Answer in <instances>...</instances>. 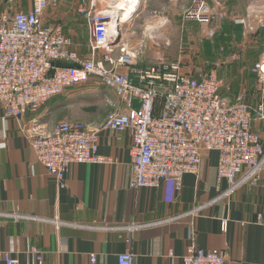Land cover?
Masks as SVG:
<instances>
[{"label":"crops","instance_id":"obj_1","mask_svg":"<svg viewBox=\"0 0 264 264\" xmlns=\"http://www.w3.org/2000/svg\"><path fill=\"white\" fill-rule=\"evenodd\" d=\"M31 2L0 0V15L26 12ZM112 2L49 0L42 28L60 27L72 42L69 50L106 69L112 65L108 59L130 49L150 61L141 57L136 66L156 64L152 55L158 51L166 55L168 50L143 49L140 44L146 33L151 37L152 28L157 33L163 29L149 24L151 18L158 20L149 10L156 0H139L130 13H121L115 19L118 40L110 43L104 39L105 28L98 30L97 14L111 8ZM223 7L215 22L229 33L225 46L216 50L215 32L182 20L178 51L171 59L183 73L215 69L224 81L220 90L224 100L247 105L264 142V84L257 82L264 56V0H228ZM233 7L243 8L242 13ZM237 18L253 24L242 28V35L232 27L238 26ZM198 27L205 29L203 33ZM99 48L104 65L97 61ZM118 71L130 73L131 66H119ZM102 94L109 109L111 102L123 116L137 114L136 98H120L116 89L93 76L20 117L7 116L0 103V264H7L8 258H17L18 264H118L117 256L124 251L133 254V264H182L190 246L215 251L229 264H264V156L253 167H241L231 187L228 180L216 177V152L204 150L199 173L183 175L180 186L163 181L154 188H133L128 162L133 132L101 129L107 116L97 113L95 101ZM66 120L99 128L100 161L73 163L58 179L37 162L31 139Z\"/></svg>","mask_w":264,"mask_h":264},{"label":"built area","instance_id":"obj_2","mask_svg":"<svg viewBox=\"0 0 264 264\" xmlns=\"http://www.w3.org/2000/svg\"><path fill=\"white\" fill-rule=\"evenodd\" d=\"M48 4L49 0H32L26 12L0 15V103L7 116L20 117L64 88L93 76L116 89L120 98L138 100V112L131 117L112 104L101 127L132 129L128 162L133 188H154L163 181L180 186L183 175L199 173L204 150L216 152V177L228 180L229 187L241 167H253L263 158L264 142L253 127L252 113L244 103L224 100L220 92L224 81L215 69L183 73L174 61L136 66L134 49L122 51L116 60L108 59L111 68H103L69 50L72 42L60 27L42 28ZM212 4L191 0L182 20L208 24L216 16ZM54 62L72 65L55 66ZM123 65L131 66V72L118 74ZM257 82L264 84V56ZM98 130L61 121L52 131L33 136L31 147L45 171L63 179L73 163L100 161ZM117 261L133 264V254L124 251ZM7 264H18V260L8 258ZM182 264L229 263L215 251L190 246Z\"/></svg>","mask_w":264,"mask_h":264},{"label":"rangeland","instance_id":"obj_3","mask_svg":"<svg viewBox=\"0 0 264 264\" xmlns=\"http://www.w3.org/2000/svg\"><path fill=\"white\" fill-rule=\"evenodd\" d=\"M17 1L19 3H23V2H25L27 0H17ZM110 1L112 2L114 0H110ZM190 1L191 0H177V2L180 3V5H182V6H180L179 4H177V2L169 4L167 0H156L155 4H152L151 6H149V10L150 11L152 10L150 13H151V15H153V17H156L158 19L157 22L160 23V22L165 21L166 23H169V29H168V32L166 34V39L165 40L151 38L150 34L148 35L147 33H146L144 38L140 39V44H141V47L143 49H146L148 46H156V47H160L162 49L168 50L167 51V53H169L168 55H167V53L165 55V51H158L155 54H153L152 56L156 57V59H157V61H153V62H157L158 63L159 60L163 61V62L175 61V60H173L171 58L174 57V55H176V53L178 51V44H179V41H180L181 28H182V12H183L182 9L184 10V8L186 6L188 7V5L190 4ZM206 1L210 2L211 4L213 3L212 0H206ZM227 1L228 0H215L214 1L213 4L215 5L214 6L215 7L214 8L215 9V14H216L215 17H217V16L221 17V15H223L222 10L225 9V7H223V6H227ZM234 1H236V0H234ZM219 3H220V5H219ZM232 9H233V11L236 9V13L237 14L239 12L241 14L242 10H243V8H234V7ZM258 10H259V8H258ZM263 11H264V9H263ZM156 14H160L161 16L160 15L156 16ZM230 14H234V12L233 13L230 12ZM243 16H244V14H243ZM237 19H242L243 23L236 22V23H238L237 27H236V25H232L233 29H235V31H236V35H238V32H240V35H242V31H243L242 28H244V27L249 28V27H251L253 25L252 22H250L248 20H246V22H245V20L243 18H237ZM215 20H216V18H214L208 24H200V23H198V24L202 25L203 28L206 27L207 30H210V32H213V33L215 32L214 41L216 43L215 48L217 50L218 48H220L221 45L225 46L226 43H223V41L224 42L226 41V38L229 35V33L226 31V28H225L226 26L221 24V27H220V24L217 25L216 24L217 22H215ZM99 23L100 22L97 21L96 28L99 25ZM203 28L198 27V29L202 33L205 30ZM223 37L225 38V40H223ZM227 41L229 43V39H227ZM102 50H103L102 48L98 49V51L100 52V55L98 56V58H97L98 60L97 61L101 62L100 63L101 65H104V62H102V60H101V58L103 56L102 55ZM117 51L120 52V50H117ZM113 55L115 56V54H113ZM141 57L143 58L142 55H140V56L136 55L135 61H137ZM167 57H170V58L168 59ZM115 60H116V58H115ZM143 61H145L147 63H150V61H148V60L146 61V59H144ZM117 73L120 74L118 69H117ZM79 84H82V83H79ZM79 84H77V85H79ZM96 99L97 100L95 101V103L98 104L97 105L98 106L97 107V113L100 114L101 116L105 113V115L107 116L111 112V110L113 108L112 105H111V102L109 104V106H110V109H109L107 101H106V98L103 96V94H102V96H98ZM74 113H76V115L79 116V114L81 112L80 111H74ZM66 121H69V120H66ZM69 122H71V121H69ZM78 122L79 121H77V123ZM72 123L77 124L76 122H72Z\"/></svg>","mask_w":264,"mask_h":264},{"label":"bare ground","instance_id":"obj_4","mask_svg":"<svg viewBox=\"0 0 264 264\" xmlns=\"http://www.w3.org/2000/svg\"><path fill=\"white\" fill-rule=\"evenodd\" d=\"M139 0H114L112 2V7L108 8L104 11H100L97 14V18L99 21H101V25H99L98 30L101 32H104L103 29L105 28V33L103 34L104 39L107 42L114 43L118 40V31L115 27V19L121 15V13H128L134 9V7L137 5ZM251 10H258L257 6H252ZM149 24L151 26H156V25H161L163 27L162 31L160 33H157L154 31L152 28L150 30L151 37L160 39V40H165L166 39V34L169 29V23H166L165 21L163 22H157V20L150 19ZM102 36V37H103ZM136 38V43L138 41V37ZM130 39L125 38L126 42H130ZM135 45H131L130 47H134Z\"/></svg>","mask_w":264,"mask_h":264},{"label":"water","instance_id":"obj_5","mask_svg":"<svg viewBox=\"0 0 264 264\" xmlns=\"http://www.w3.org/2000/svg\"><path fill=\"white\" fill-rule=\"evenodd\" d=\"M130 12H128V13H130ZM54 65L55 66H62V67H71L72 64H70V63H64V62H54Z\"/></svg>","mask_w":264,"mask_h":264},{"label":"trees","instance_id":"obj_6","mask_svg":"<svg viewBox=\"0 0 264 264\" xmlns=\"http://www.w3.org/2000/svg\"><path fill=\"white\" fill-rule=\"evenodd\" d=\"M3 13H4V12H3ZM3 13H2V14H3ZM5 14H8V13H5Z\"/></svg>","mask_w":264,"mask_h":264}]
</instances>
